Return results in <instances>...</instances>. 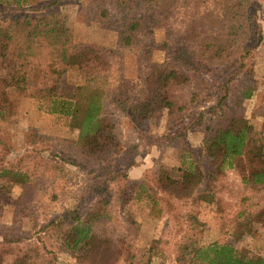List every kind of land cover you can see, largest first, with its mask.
Returning <instances> with one entry per match:
<instances>
[{"label": "trees", "instance_id": "obj_1", "mask_svg": "<svg viewBox=\"0 0 264 264\" xmlns=\"http://www.w3.org/2000/svg\"><path fill=\"white\" fill-rule=\"evenodd\" d=\"M32 1L0 0V101L7 100V89L18 96L24 93L26 69L46 63L52 80L46 81L48 87L40 90L38 99H50L52 109L59 105L60 114L77 120L74 155L82 164L97 166V182L92 189V193L96 192L95 202L83 213L76 208L70 216L49 220L41 228L47 239L94 264H131L137 250L127 234L113 241L103 224L110 218L114 204L125 210L136 202L148 208L149 213L155 212L156 219L172 215L179 229L184 228L181 241L173 246L174 264H264L263 257L249 256L227 244L207 242L197 218V208L202 204L216 216L225 212L221 193L228 192L226 176L234 172L240 192L227 235L238 242L258 227L264 228V141L250 121L264 113V97L249 119L240 110L257 90L246 78L245 62L262 39L256 13L250 11L255 1L226 0L228 19L220 25L217 37L196 40L192 53H180L178 60L184 66L181 70L176 66L149 69L137 96L130 102L122 99L118 103L131 130L139 134L138 139H148L142 127L146 119L167 111L168 119L174 120L176 112L186 108L184 104V108H177L178 88L191 85L200 89L192 94V102L196 98L215 101V108H220L228 97H237L234 111L223 108V116L216 124L205 127L200 152L187 147L181 139L182 133L199 125L198 121L189 126L180 124V131L165 138L168 147H176L177 155H169V163L158 170L154 190L146 181L129 178V169L137 167L139 147H124L119 141L114 122L104 113L105 93L89 83L70 86L64 81L71 59L85 80L104 71L107 65L100 52L94 47L75 50L66 19L57 10L48 11L52 4L37 7ZM22 11L27 14H20ZM122 37L121 44L127 47L129 37ZM240 75L247 83L237 89L235 81ZM263 76L264 73V87ZM3 158L0 155V180L7 186L28 185V175L3 166ZM5 187L1 195L6 194ZM185 206L188 210L181 213L178 208ZM19 241L11 236L1 239L0 264H47L50 252L41 254L37 246H21Z\"/></svg>", "mask_w": 264, "mask_h": 264}, {"label": "rangeland", "instance_id": "obj_2", "mask_svg": "<svg viewBox=\"0 0 264 264\" xmlns=\"http://www.w3.org/2000/svg\"><path fill=\"white\" fill-rule=\"evenodd\" d=\"M227 1H32L37 7L52 4L48 11L57 10L66 19L75 50L94 47L100 52L107 65L104 71L85 80L82 70L73 65L71 59L64 81L70 86L89 83L105 93L104 113L114 122L119 141L124 147L131 144H138L139 147L136 152L137 167L129 169V178L134 176V172H140L137 180L146 181L152 190L158 180V170L169 163V155H177L176 147H168L165 138L180 131L182 124L189 126L198 121L199 125L182 133L181 139L187 147L200 152L205 127L216 124L218 117L223 116V108L228 112L234 111L237 97H228L220 108H215L218 106L215 101L196 98L195 103L192 102V94L200 89L191 85L178 88L175 91L177 108L183 107V104L186 108L176 112L174 120L168 119L167 111H159L146 119L142 127L148 139H138L139 134L131 130L118 103L122 99L130 102L137 96L149 69L184 68L178 55L192 53L196 40L218 36L217 30L228 19L225 10ZM254 1L255 7H251L250 11L256 13L262 39L245 61L246 78L257 88L253 97L241 104L240 110L248 119L264 97V87L261 86L264 73V0ZM23 11L20 14H27ZM123 35L129 37L127 47L121 44ZM25 79L26 83L22 85L24 93H17L18 96L7 89V100L0 101V155H4L3 166L23 172L30 178L25 187L7 186L0 180V192L6 186L3 190L6 194L0 193V241L4 236H11L20 238L21 246H37L41 254L50 252L47 264H94L91 259L79 258L60 248L41 230L49 220L70 216L76 208L83 213L95 202L96 192L92 193V189L97 182L94 177L97 166L82 164L74 155L72 142L77 135V120L60 114L59 105L57 109H52L50 99H38L40 90L48 87L46 81L50 83L52 80L46 63L27 68ZM246 83L241 75L235 81L237 89L243 88ZM250 121L264 141V113ZM225 183L228 192L221 193L226 206L222 215L210 213L203 204L197 208L203 236L209 243L227 244L244 250L249 256L264 258V228L258 227L256 232L238 242L227 235L229 221L237 211L240 184L234 172L227 174ZM178 209L185 213L188 207ZM156 216L141 203L134 202L125 210L114 204L103 228L113 241L127 234L137 250L131 264H174L173 246L181 241L184 228L179 229L180 225L173 221L172 215L158 219Z\"/></svg>", "mask_w": 264, "mask_h": 264}, {"label": "crops", "instance_id": "obj_3", "mask_svg": "<svg viewBox=\"0 0 264 264\" xmlns=\"http://www.w3.org/2000/svg\"><path fill=\"white\" fill-rule=\"evenodd\" d=\"M134 171H138V170H134ZM141 176L140 172H134V177L139 179V177Z\"/></svg>", "mask_w": 264, "mask_h": 264}]
</instances>
